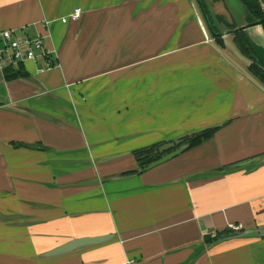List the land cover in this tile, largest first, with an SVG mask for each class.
I'll use <instances>...</instances> for the list:
<instances>
[{
	"label": "crops",
	"instance_id": "1",
	"mask_svg": "<svg viewBox=\"0 0 264 264\" xmlns=\"http://www.w3.org/2000/svg\"><path fill=\"white\" fill-rule=\"evenodd\" d=\"M206 2L223 49L194 0H0V33L55 52L0 67V264H264V87L232 39L264 64V33L239 0ZM215 128L126 175L134 152Z\"/></svg>",
	"mask_w": 264,
	"mask_h": 264
},
{
	"label": "trees",
	"instance_id": "2",
	"mask_svg": "<svg viewBox=\"0 0 264 264\" xmlns=\"http://www.w3.org/2000/svg\"><path fill=\"white\" fill-rule=\"evenodd\" d=\"M197 6V9L199 11V14L202 18V21L206 27L207 33L210 36V38L213 40L214 44L219 47L220 49L224 48V42L222 39V34L220 30L218 29L217 25L215 24V21L212 17V14L210 12L209 6L206 2V0H194ZM243 4V6L247 9V11L251 14V16L258 22V24L261 26L263 33H264V15L262 13L261 7L258 4L256 0H239ZM232 39L235 47L239 51L241 55H243L245 58L250 60L251 64L247 67V72L255 81H257L262 87H264V64L261 63L255 56L251 46L247 42L242 30L235 31L232 33ZM23 64H18L16 66H8L3 69V75L6 80H13L18 79L23 76H26V73L23 72L22 69ZM217 131V128L215 129H208L201 132H198L192 136H187L183 138L182 145H187V148L185 151H188L190 149H193L195 147H198L202 145L203 143L210 140L215 132ZM175 146L172 149H168L164 152H159L160 146H152L148 149L139 150L134 152L133 156L135 158V161L137 163V169H144L150 164L160 160L162 157L172 153L175 151L178 147ZM129 174H137V170L131 171L129 173H126V175ZM220 235L215 237L214 239H206V242H211L213 240H216L219 238Z\"/></svg>",
	"mask_w": 264,
	"mask_h": 264
},
{
	"label": "built area",
	"instance_id": "3",
	"mask_svg": "<svg viewBox=\"0 0 264 264\" xmlns=\"http://www.w3.org/2000/svg\"><path fill=\"white\" fill-rule=\"evenodd\" d=\"M82 11L79 8L74 9L66 17L60 19L62 24L70 21H77L81 18ZM50 22H44L43 25L48 28ZM3 42V50L0 51V67L4 69L8 66H16L26 62H42L43 69L49 70L54 67L55 52L47 50L45 46V37L28 36L24 29L4 30L0 33ZM230 232H238L242 229L241 225H228Z\"/></svg>",
	"mask_w": 264,
	"mask_h": 264
},
{
	"label": "water",
	"instance_id": "4",
	"mask_svg": "<svg viewBox=\"0 0 264 264\" xmlns=\"http://www.w3.org/2000/svg\"><path fill=\"white\" fill-rule=\"evenodd\" d=\"M256 1L260 5L262 13L264 15V0H256ZM196 133H198V132H196ZM196 133L190 134L188 136L190 137V136H192V135H194ZM182 143H183V139H180V140H176V141H173L171 143H168V144L162 146L161 148H159V152H163V151H165L167 149L174 148L176 145H180L175 151H173L172 153L162 157L160 160L150 164L146 168L137 169V173H143V172H146L148 170H151V169H153V168H155V167H157V166H159V165H161V164H163V163H165V162L177 157L178 155L182 154L187 148V145H182ZM243 234L244 233L233 232L231 234L223 236L222 238H234V237H239V236H241ZM104 240H105V238H96V239H87V240H82V241H74V242H71V243H68V244L64 245L63 247L58 248L57 250L49 253L48 255H50V256L59 255V254L71 251L72 249H75V248H78V247L98 244V243L103 242Z\"/></svg>",
	"mask_w": 264,
	"mask_h": 264
}]
</instances>
